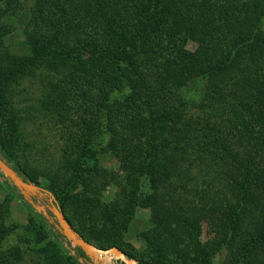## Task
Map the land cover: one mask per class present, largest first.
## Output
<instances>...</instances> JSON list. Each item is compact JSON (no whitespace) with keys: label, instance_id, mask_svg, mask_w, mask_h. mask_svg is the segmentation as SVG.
Here are the masks:
<instances>
[{"label":"trees","instance_id":"16d2710c","mask_svg":"<svg viewBox=\"0 0 264 264\" xmlns=\"http://www.w3.org/2000/svg\"><path fill=\"white\" fill-rule=\"evenodd\" d=\"M21 5L0 0V16ZM262 18L264 0H31L21 31L28 54L0 59V158L40 185L10 162L17 140L8 138L14 119L4 96L30 71L53 65L47 75L74 90L77 106L71 120L56 113L64 128L56 171L68 177L43 188L82 238L136 260L115 234L139 206L156 220L138 234L144 264H210L221 247V264H264ZM8 32L0 20V44ZM104 154L121 163V176L100 165ZM109 185L119 186L124 203H101ZM202 218L214 226L206 241L198 236ZM101 219L104 232L94 235ZM6 233L0 229V241ZM32 233L34 243L46 237ZM54 246L35 244L43 264L86 259L72 247L74 257L62 260ZM0 264L12 263L0 256Z\"/></svg>","mask_w":264,"mask_h":264},{"label":"rangeland","instance_id":"374dc122","mask_svg":"<svg viewBox=\"0 0 264 264\" xmlns=\"http://www.w3.org/2000/svg\"><path fill=\"white\" fill-rule=\"evenodd\" d=\"M20 2L22 9L18 14L11 15L8 18L5 17V14L0 16V20H5L6 25L9 26V32L3 36L0 44L6 49L5 52L0 53V59L8 60L7 58H16L28 54V48L24 44L21 31L24 25V16L31 0H20ZM260 25L264 30V18H262ZM185 45L190 49L194 47L192 41H187ZM61 69L60 64L56 70L60 72ZM48 71H54L53 65L48 63L40 65L37 70L30 71V75L20 79V84L14 89L6 90L4 96L7 101H10L9 105H11L10 112L6 117L11 115L14 119L13 125L7 124V131L12 134L7 137H13L17 140L16 147L10 149L12 155L10 162L28 172L40 184L38 186L42 188L51 183L62 187L63 182L68 177L67 172L62 173L61 171L60 174L56 171L57 163L61 162L60 156L64 148V128L57 120L56 113H60L71 120L74 118L72 106H77L74 90L68 85L56 83L54 78L47 75ZM66 72L70 76L72 70ZM192 112L193 110H189V113ZM0 117V121H2L4 118L3 112ZM25 144L31 145V148H27ZM99 163L101 166L114 171L115 174L122 175L121 163L112 154H104ZM12 186L13 184L0 170V229H7L6 235L0 241V256H4L12 264H43L44 260L41 254L35 251L34 246L35 244L40 247L44 246L47 241L51 240L55 244L54 248H58L62 260L65 256L74 257L72 245L55 237V239L53 238L52 232L54 230L58 231V229L55 226L54 218L47 214L44 207L45 203L41 204V198L44 196L37 194L38 201L33 205L29 202L26 192H21L17 188L13 189ZM59 190L63 189L60 188ZM120 191L119 186H106L99 199L102 204L114 203L117 199L120 200V203H124L119 196ZM128 192L127 190L126 193ZM121 208L126 212V207ZM67 213L66 209V215ZM101 221L102 219L100 222L96 221L97 227L93 233L94 235H100L104 232ZM155 222V217L148 208L136 206L126 228L115 230V232L117 231L115 234V237H117L116 243L135 255L136 260H134L136 262L140 261V264H144L147 259L142 255L144 244L138 234L151 227ZM38 230L44 231L46 237L38 243H34L35 238L32 232L36 233ZM213 231V222L210 219L202 218L198 229L200 240L206 241L211 238ZM16 249L18 250L17 256L15 255ZM225 253V248L221 247L210 258V264H221ZM72 264L124 263L114 255L106 254L98 257L86 256L84 260L76 258Z\"/></svg>","mask_w":264,"mask_h":264},{"label":"water","instance_id":"95a60500","mask_svg":"<svg viewBox=\"0 0 264 264\" xmlns=\"http://www.w3.org/2000/svg\"><path fill=\"white\" fill-rule=\"evenodd\" d=\"M0 170L6 175L9 181L21 192H26L29 198V195H42L45 197L46 203L44 207L48 210L53 218L55 226L57 227L59 233L65 238V240L72 245L73 247L79 248L87 257L103 256L106 254L114 255L115 257L122 260L124 264H137L133 258H128L124 252L117 246L113 245L107 248H99L93 245L92 243L86 241L82 238L79 233H77L67 221L64 214L61 212L60 207L58 206L52 193L40 186H37L29 181H24L19 177L14 170L6 164L0 158ZM29 202L33 205L30 199Z\"/></svg>","mask_w":264,"mask_h":264},{"label":"bare ground","instance_id":"6f19581e","mask_svg":"<svg viewBox=\"0 0 264 264\" xmlns=\"http://www.w3.org/2000/svg\"><path fill=\"white\" fill-rule=\"evenodd\" d=\"M95 257H98V256L95 254Z\"/></svg>","mask_w":264,"mask_h":264}]
</instances>
